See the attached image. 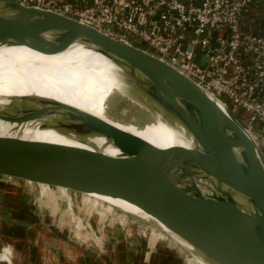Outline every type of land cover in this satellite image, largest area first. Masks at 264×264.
Listing matches in <instances>:
<instances>
[{"label": "water", "instance_id": "obj_1", "mask_svg": "<svg viewBox=\"0 0 264 264\" xmlns=\"http://www.w3.org/2000/svg\"><path fill=\"white\" fill-rule=\"evenodd\" d=\"M76 45L110 60L130 95L183 129L192 146L162 148L69 104L18 98L0 108V122L33 123L81 144L103 138L115 152L79 154L0 136V179L123 200L206 264H264V156L227 107L126 41L54 12L0 0V46L52 55Z\"/></svg>", "mask_w": 264, "mask_h": 264}, {"label": "built area", "instance_id": "obj_2", "mask_svg": "<svg viewBox=\"0 0 264 264\" xmlns=\"http://www.w3.org/2000/svg\"><path fill=\"white\" fill-rule=\"evenodd\" d=\"M126 41L220 100L264 156V0H17Z\"/></svg>", "mask_w": 264, "mask_h": 264}, {"label": "rangeland", "instance_id": "obj_3", "mask_svg": "<svg viewBox=\"0 0 264 264\" xmlns=\"http://www.w3.org/2000/svg\"><path fill=\"white\" fill-rule=\"evenodd\" d=\"M133 110L140 109L134 106ZM111 116L120 122L129 119L122 111ZM131 208L58 188L0 179V255L8 258L0 264H23L15 262L14 254L45 256L38 264H79V254H87L83 264H136L128 255L141 254L144 239L145 246L150 242L149 254L160 244L179 255L180 264H206L179 247L150 215L134 205ZM112 236L121 238L118 247L111 245ZM27 264L35 263L30 259Z\"/></svg>", "mask_w": 264, "mask_h": 264}, {"label": "bare ground", "instance_id": "obj_4", "mask_svg": "<svg viewBox=\"0 0 264 264\" xmlns=\"http://www.w3.org/2000/svg\"><path fill=\"white\" fill-rule=\"evenodd\" d=\"M18 98H45L69 104L162 148L181 151L193 144L183 129L152 114L130 95L124 75L110 60L82 45L52 55L25 46H0V108ZM134 106L140 110H133ZM115 111H122L130 122L116 121L111 116ZM0 136H22L73 148L79 154L115 152L103 138L81 144L56 131L40 130L33 123L19 127L0 122ZM89 196L117 207L132 206L119 199ZM131 211L137 215L134 208ZM153 222L162 227L156 220Z\"/></svg>", "mask_w": 264, "mask_h": 264}, {"label": "crops", "instance_id": "obj_5", "mask_svg": "<svg viewBox=\"0 0 264 264\" xmlns=\"http://www.w3.org/2000/svg\"><path fill=\"white\" fill-rule=\"evenodd\" d=\"M70 1L74 2L76 4H80V5L86 4V0H70ZM263 18H264V15H263ZM98 232L100 233V232H102V230H98ZM112 239H115V241H114V243L110 242L111 245L113 246V244L114 245L117 244L116 247H118V245H119L118 243H121V238L120 237L115 238V236H112ZM145 241L146 240L144 239L141 242V244L143 243L141 246L145 247L144 251H142L141 254H138V255L130 254V255H128L134 259V263H136V264H180V262H182L181 257L179 255L173 254L169 249H162V246L160 244L158 245V248L157 247L155 248V252H153L152 254H149V251L147 249H149V246H150L149 243L150 242H148V240H147V243L145 246ZM110 248H112V247H110ZM125 251H127V253H125L126 255L129 254L127 249ZM120 252L123 254H118V255L119 256L121 255V257H122L124 255V252L123 251H120ZM79 255L80 256L78 259V263L83 264L84 258L87 256V254H82L83 256H81V254H79ZM14 257H15V262L20 261V263L22 262L23 264H27L30 261V259L32 261H34L35 264H38L40 262L39 259L45 258V256H40V255L36 258L33 257L32 255H31V257H27L25 254H14ZM150 258H152V260H150ZM2 260L3 261L8 260V258L0 255V261H2Z\"/></svg>", "mask_w": 264, "mask_h": 264}, {"label": "trees", "instance_id": "obj_6", "mask_svg": "<svg viewBox=\"0 0 264 264\" xmlns=\"http://www.w3.org/2000/svg\"><path fill=\"white\" fill-rule=\"evenodd\" d=\"M261 11H264V9H262Z\"/></svg>", "mask_w": 264, "mask_h": 264}]
</instances>
